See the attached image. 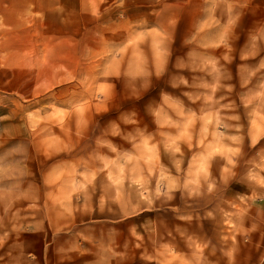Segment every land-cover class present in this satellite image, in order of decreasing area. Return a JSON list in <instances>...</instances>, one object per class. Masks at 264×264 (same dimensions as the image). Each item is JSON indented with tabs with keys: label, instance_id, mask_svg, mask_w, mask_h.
<instances>
[{
	"label": "clouds",
	"instance_id": "clouds-1",
	"mask_svg": "<svg viewBox=\"0 0 264 264\" xmlns=\"http://www.w3.org/2000/svg\"><path fill=\"white\" fill-rule=\"evenodd\" d=\"M25 5L0 16V264H264V0Z\"/></svg>",
	"mask_w": 264,
	"mask_h": 264
},
{
	"label": "rangeland",
	"instance_id": "rangeland-1",
	"mask_svg": "<svg viewBox=\"0 0 264 264\" xmlns=\"http://www.w3.org/2000/svg\"><path fill=\"white\" fill-rule=\"evenodd\" d=\"M25 7V0H0V16H3L13 24L20 23L25 12ZM35 239L38 247H42V238L36 237Z\"/></svg>",
	"mask_w": 264,
	"mask_h": 264
}]
</instances>
